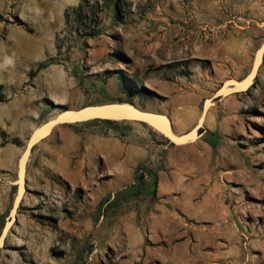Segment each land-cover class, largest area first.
<instances>
[{"label": "rangeland", "instance_id": "obj_1", "mask_svg": "<svg viewBox=\"0 0 264 264\" xmlns=\"http://www.w3.org/2000/svg\"><path fill=\"white\" fill-rule=\"evenodd\" d=\"M82 2L0 0V264H264V0H99L95 36L66 22ZM123 102L180 132L204 118L201 142L96 119L29 147L62 111ZM143 132L142 167L100 149Z\"/></svg>", "mask_w": 264, "mask_h": 264}, {"label": "bare ground", "instance_id": "obj_2", "mask_svg": "<svg viewBox=\"0 0 264 264\" xmlns=\"http://www.w3.org/2000/svg\"><path fill=\"white\" fill-rule=\"evenodd\" d=\"M262 50L259 52L257 56L251 74L246 79L242 81L231 80L228 82L229 83L228 85L230 87L229 94L243 93L251 88V86L254 83V79L256 78L259 67L261 66L262 63ZM223 93L224 90L220 92L219 95L223 96L224 95ZM229 94L227 93L226 95ZM96 119L145 122L149 124L153 129H155L165 137L169 138L172 141V143H175L176 145H188L190 143H196L199 138V133L197 132V129H199L201 125L202 126L204 125V122L202 124H198L194 130H192L191 132L187 133L182 137H179L176 134L174 128L172 127L168 117L163 114L143 111L138 107L126 102L107 104V105H95V106L84 107L81 109H68L62 111L59 114H57L55 118L45 122L41 126L36 127L29 141V147H34L44 139L50 138L54 133L55 128L59 125H63V124L71 125L80 122L92 121ZM203 120L204 118L201 119V121ZM25 162L26 160L25 158H23L20 163L21 176H23L25 171V167H26ZM167 224L169 227H175V229L182 228L180 224L177 223L176 220L171 219L170 217L168 218Z\"/></svg>", "mask_w": 264, "mask_h": 264}, {"label": "crops", "instance_id": "obj_3", "mask_svg": "<svg viewBox=\"0 0 264 264\" xmlns=\"http://www.w3.org/2000/svg\"><path fill=\"white\" fill-rule=\"evenodd\" d=\"M234 89H235V87H234ZM235 94L236 93L230 94L229 96L235 95ZM202 122L203 121H201V118H200V120H198V122H197V125L202 124ZM142 123H144V122H142ZM173 125H174V123H173ZM175 131L179 137H182V136L186 135L191 130L186 131V132H180L178 129L177 130L175 129ZM156 132L158 134H161L158 131H156ZM162 136H164V135H162ZM149 137H151V134H146L145 132H143L142 135H140V137H138V139H135L134 135H131V137H129V138L128 137H126V138H118V137L104 138L103 141H101V148L100 149H101L102 153L104 154V156L115 157L117 159L119 167L131 166V167L139 168V167H142V165L145 163L146 160H148L150 157H153V156H150V149H152V146H151L152 143H149V141H148ZM132 138H134V139H132ZM200 142H201V139H198V141L196 143H190L188 145H176L175 143H172V144L178 148H184V147H188V146L196 147L197 145H199ZM156 157H158V156L156 155ZM154 158H155V156H154Z\"/></svg>", "mask_w": 264, "mask_h": 264}, {"label": "trees", "instance_id": "obj_4", "mask_svg": "<svg viewBox=\"0 0 264 264\" xmlns=\"http://www.w3.org/2000/svg\"><path fill=\"white\" fill-rule=\"evenodd\" d=\"M98 3H99V0H95V3H93V4L91 3V0H83V2L80 5H78L76 8L67 9L66 12H65L66 22L68 24H70V22H71V14L73 12H76V13H78L80 15V17H81V19L79 20L81 22L80 24L83 25L84 30H86L87 34H91L92 36H95L96 29L91 26V23L95 21V19H94L92 14L94 12H96L97 10H99ZM86 6L88 7V13L91 16L90 18L83 14V10H84V8ZM88 18H89V21L86 22L85 24H83L84 20H88ZM3 89H4L3 85L0 84V103L1 102H5L7 100V97H6ZM103 105H107V104H103ZM108 121L112 122V120H108ZM199 130L202 132V128H200ZM1 136L4 139V141L6 142V136H7L6 133L2 132Z\"/></svg>", "mask_w": 264, "mask_h": 264}]
</instances>
